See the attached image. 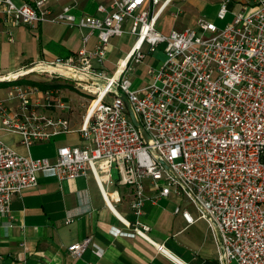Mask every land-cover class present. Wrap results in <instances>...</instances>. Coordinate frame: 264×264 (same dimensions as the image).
I'll return each mask as SVG.
<instances>
[{"label":"built area","instance_id":"2783aa9c","mask_svg":"<svg viewBox=\"0 0 264 264\" xmlns=\"http://www.w3.org/2000/svg\"><path fill=\"white\" fill-rule=\"evenodd\" d=\"M174 1L109 0L77 16L74 3L53 12L50 0H0L8 20L76 26L82 44L66 56L0 73V214L7 227L14 226L12 195L35 187L39 173L71 179L90 172L102 189L109 183L126 189L110 197L117 203L128 196L134 220L124 222L135 234L147 237L150 229L141 219L145 200L183 195L206 221L220 264H264V0H238L246 10L234 11L222 27L199 16L195 27L162 33L156 23ZM229 1H220L217 18H225ZM124 32L135 40L126 63L119 67L118 59L108 73L110 39ZM160 42L165 58L148 69L145 83L133 85L125 74L130 61ZM57 78L73 80L81 92L75 126ZM69 133H77V142L57 145L53 156L30 154V146ZM6 136H15L24 152ZM174 211L194 221L188 210ZM88 241L67 250L78 256Z\"/></svg>","mask_w":264,"mask_h":264},{"label":"crops","instance_id":"0c3cea01","mask_svg":"<svg viewBox=\"0 0 264 264\" xmlns=\"http://www.w3.org/2000/svg\"><path fill=\"white\" fill-rule=\"evenodd\" d=\"M12 1L21 5L30 0ZM186 1L182 17L174 14L178 5L160 17L164 21L162 30L195 27L197 18L202 15L186 13L209 6L216 10L221 0ZM98 2L108 3L109 0H50V6L56 12L62 4L74 3L72 11L78 16L94 13ZM228 9L225 22L231 21L234 11L246 10V7L238 0H230ZM94 42L92 36L87 47ZM81 45V31L76 26L50 20L32 26L8 20L0 14V73L13 72L35 60L66 56ZM107 59L105 66L110 70ZM2 90L0 88V94ZM71 92L82 99L77 92ZM63 96L66 99V95ZM78 104L82 108L81 102ZM72 107L73 118L77 117V120L72 118L75 126L81 111H76L75 105ZM6 139L14 149L24 152L15 136H6ZM109 184L102 189L90 174L58 179L39 173L35 187L11 197L14 226L7 227V217L0 214V264H220L206 221L197 217V211L185 196L169 193L154 202L145 200L141 219L150 229L147 237H142L124 222L134 220L128 196L117 203L110 197L115 188L120 193L126 189L115 185L109 189ZM175 206L188 210L194 221L188 223L181 211H174ZM67 217L71 220L64 223ZM87 237L88 244L80 255L68 252L69 244Z\"/></svg>","mask_w":264,"mask_h":264},{"label":"rangeland","instance_id":"374dc122","mask_svg":"<svg viewBox=\"0 0 264 264\" xmlns=\"http://www.w3.org/2000/svg\"><path fill=\"white\" fill-rule=\"evenodd\" d=\"M186 3H187L186 0H175L162 15L165 16L168 13L167 11H170L172 8L178 5L183 9V12L181 10V12L177 13V16L182 17V14L185 12ZM215 12L216 10L214 9V7L209 6L205 10L204 9L202 11L194 10L192 12L186 13V15H190L192 13L198 16L202 15L206 18L213 20L218 27H222L226 23L225 21L228 18V16H225L226 18L224 19H219L215 16ZM160 17L156 23V28L162 30L161 28L164 27V21H162V18L160 19ZM162 31L164 33V31L166 30H162ZM165 33H167V31ZM135 36L136 35L133 33L124 32L122 35L114 36L110 39L109 50H107V58H108L107 60L110 63L109 64L110 66L108 67H110L111 69L108 70V73H111L114 70L117 59H119V57L122 58L125 55L126 51L131 46L132 42L135 40ZM164 47H165V42H160L155 46L153 51L147 52L145 54V57L141 61L139 62H134L133 60L130 61L128 69L125 70V74L133 85H141L147 81V79L149 78L148 69L157 66L165 58ZM29 75H34L36 77L42 78L41 75H38L37 73H30ZM58 80L59 82L60 80L62 81L60 88L63 95H66V99L69 100L72 105H75L76 111L82 112L83 108L78 106L80 105L78 103L81 102L83 99H81L77 94L71 92L74 91L77 92L78 94H81V92L79 93V91L75 87H73L74 86L73 80L61 79V78ZM73 119L77 120V117L74 116ZM76 140H77V133L58 134L52 137L51 140L48 142H43L30 146L29 148L30 154L32 156L51 157L53 156V154H55V148L57 145L61 143H72L75 142ZM88 174L91 175L90 172ZM113 187H114L113 184H109L107 186V188L109 189H112ZM232 264H236V263L233 262Z\"/></svg>","mask_w":264,"mask_h":264},{"label":"bare ground","instance_id":"6f19581e","mask_svg":"<svg viewBox=\"0 0 264 264\" xmlns=\"http://www.w3.org/2000/svg\"><path fill=\"white\" fill-rule=\"evenodd\" d=\"M126 59L124 56L122 58H120L119 60V67H122L125 63H126ZM118 71H120V68L118 69ZM118 71L116 72V74L118 73ZM69 74H71L70 72H67ZM98 179L100 180V177H98Z\"/></svg>","mask_w":264,"mask_h":264},{"label":"water","instance_id":"95a60500","mask_svg":"<svg viewBox=\"0 0 264 264\" xmlns=\"http://www.w3.org/2000/svg\"><path fill=\"white\" fill-rule=\"evenodd\" d=\"M7 78H8V80H13L14 79L13 76H9ZM130 116H131L132 120L135 122L134 115L131 112H130Z\"/></svg>","mask_w":264,"mask_h":264},{"label":"trees","instance_id":"16d2710c","mask_svg":"<svg viewBox=\"0 0 264 264\" xmlns=\"http://www.w3.org/2000/svg\"><path fill=\"white\" fill-rule=\"evenodd\" d=\"M37 83H38V82H37ZM39 84H42V83L39 82ZM42 85H43V84H42ZM59 86H61V85H59Z\"/></svg>","mask_w":264,"mask_h":264}]
</instances>
